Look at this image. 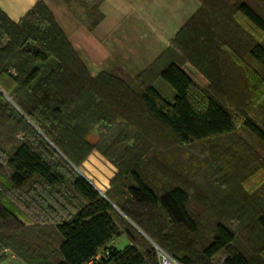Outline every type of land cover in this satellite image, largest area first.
Returning <instances> with one entry per match:
<instances>
[{"label": "trees", "instance_id": "trees-1", "mask_svg": "<svg viewBox=\"0 0 264 264\" xmlns=\"http://www.w3.org/2000/svg\"><path fill=\"white\" fill-rule=\"evenodd\" d=\"M208 1L199 0V9L162 56L131 83L106 72L91 76L42 0L19 22L0 9L1 247L28 264H84L101 249L96 264H157L155 244L186 264L200 259V264L208 263L224 250L222 264H251L233 245L236 235L222 221L216 222L202 251L195 255L186 247L177 228L190 233L198 229V213L186 187L167 182L166 189L157 193L134 168L125 193L114 194L111 187L104 196L72 167L97 149L89 142V133L99 121L123 119L131 128V122L139 120L141 126L152 125L157 134L166 131L167 137L184 143L231 134L241 121L264 144V127L247 117L237 119L226 106L238 101L241 93L252 95V81L264 84V14L250 0H235L232 15L248 22L251 30L240 29V38L224 28L217 35L223 99L203 92L180 59H168L172 44L202 19ZM221 1L218 10L229 13L225 5L230 0ZM95 10L97 19L84 20L89 28L103 18ZM52 59L58 64L42 76L40 64ZM157 80L174 90L172 101L156 86ZM3 93L13 98L17 108L5 103ZM99 151L110 158L106 150ZM116 207L139 229L127 224L120 230ZM259 223L264 231V214ZM119 231L130 243L123 249L105 250Z\"/></svg>", "mask_w": 264, "mask_h": 264}, {"label": "rangeland", "instance_id": "rangeland-1", "mask_svg": "<svg viewBox=\"0 0 264 264\" xmlns=\"http://www.w3.org/2000/svg\"><path fill=\"white\" fill-rule=\"evenodd\" d=\"M42 1L62 31L60 18L64 13H74L82 21L98 17L96 8L87 0ZM234 1L230 0L225 5L229 13H221L218 10L221 8L220 0H209L206 6L210 7L200 13L203 21L200 18L199 22L188 26L186 37L172 44V50L167 54L169 60L180 59L183 62L203 92L215 94L221 99L224 91L220 78L222 62L217 60L216 53L219 50L217 35L220 29H226L230 36L240 38V29L251 30L248 22L232 15L235 11L232 8ZM250 1L264 14V0ZM215 4L217 7H211ZM57 64L56 59L48 64H40L42 76ZM158 87L167 98L173 100L175 92L168 84ZM249 91L253 94L241 93L240 97L237 95L238 101L231 104L229 101L226 106L237 119L247 117L264 127V84L252 81ZM3 96L5 103L17 108L12 97L5 93ZM138 121H132L134 127L129 126L131 128L126 127L123 119L94 123L89 142L97 149L92 150L78 167H72L83 174L102 195H106L111 187L114 194L125 193L126 185L132 183L131 172L134 168L150 181L157 193L166 189L167 182L186 187L192 207L198 213V229L193 233L178 228L177 231L183 236L189 250L194 251L195 255L202 251L214 235L216 222L222 221L233 230L236 235L233 245L249 258L250 263L264 264V231L259 223L260 216L264 214V144L241 121L231 134L190 143L167 137L166 131L161 130L157 134L155 131L158 129L154 126L143 123L141 126ZM19 136L22 137L23 132ZM99 148L106 150L110 158ZM114 216L120 230L123 231L127 224L138 228L117 207ZM226 254V250L221 251L203 264H222ZM200 260L194 264H200Z\"/></svg>", "mask_w": 264, "mask_h": 264}, {"label": "crops", "instance_id": "crops-1", "mask_svg": "<svg viewBox=\"0 0 264 264\" xmlns=\"http://www.w3.org/2000/svg\"><path fill=\"white\" fill-rule=\"evenodd\" d=\"M38 1L0 0V9L19 22ZM87 1L103 18L89 28L74 13H64L60 18L63 31L91 76L106 72L126 83L133 82L157 62L179 29L200 7L199 0ZM155 84L163 86L160 80ZM16 213L23 222L32 224L27 216ZM129 243L126 234L119 231L106 243L105 250L123 249ZM103 252L101 249L98 254ZM0 264L28 263L11 249L0 246Z\"/></svg>", "mask_w": 264, "mask_h": 264}, {"label": "built area", "instance_id": "built-area-1", "mask_svg": "<svg viewBox=\"0 0 264 264\" xmlns=\"http://www.w3.org/2000/svg\"><path fill=\"white\" fill-rule=\"evenodd\" d=\"M156 248H157L159 264H186V263H183V262L179 261L178 259L174 258L173 256H171L170 254H168L166 251H164L159 246H156ZM102 255L103 254H98L84 264H96V262L99 259H101ZM104 255H108V252H105Z\"/></svg>", "mask_w": 264, "mask_h": 264}, {"label": "water", "instance_id": "water-1", "mask_svg": "<svg viewBox=\"0 0 264 264\" xmlns=\"http://www.w3.org/2000/svg\"><path fill=\"white\" fill-rule=\"evenodd\" d=\"M105 196V195H104Z\"/></svg>", "mask_w": 264, "mask_h": 264}]
</instances>
